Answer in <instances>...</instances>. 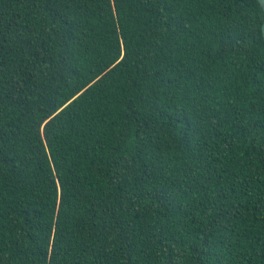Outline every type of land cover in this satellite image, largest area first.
I'll return each instance as SVG.
<instances>
[{
  "label": "trees",
  "instance_id": "1",
  "mask_svg": "<svg viewBox=\"0 0 264 264\" xmlns=\"http://www.w3.org/2000/svg\"><path fill=\"white\" fill-rule=\"evenodd\" d=\"M257 0H0V264H264Z\"/></svg>",
  "mask_w": 264,
  "mask_h": 264
},
{
  "label": "water",
  "instance_id": "2",
  "mask_svg": "<svg viewBox=\"0 0 264 264\" xmlns=\"http://www.w3.org/2000/svg\"><path fill=\"white\" fill-rule=\"evenodd\" d=\"M257 2L261 6L263 14H264V0H257ZM261 32H262V36L264 38V21H263L262 26H261Z\"/></svg>",
  "mask_w": 264,
  "mask_h": 264
}]
</instances>
